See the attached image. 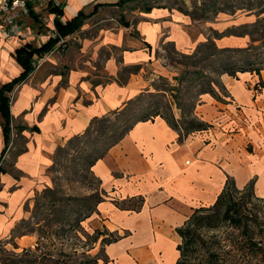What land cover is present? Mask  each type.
I'll return each mask as SVG.
<instances>
[{"label": "crops", "instance_id": "0c3cea01", "mask_svg": "<svg viewBox=\"0 0 264 264\" xmlns=\"http://www.w3.org/2000/svg\"><path fill=\"white\" fill-rule=\"evenodd\" d=\"M119 1L44 0L30 8L37 21L24 17L18 36L0 32L1 87L23 71L16 49L39 48L59 37L49 4L62 9V23L78 12L89 15L75 32L59 37L64 43L33 55L32 71L7 93L10 139L2 155L0 116V244L11 246L13 254L35 245V235L19 231L48 187L56 150L92 119L156 93L159 80H176L179 70L167 63V47L188 55L210 40L218 48L250 43L247 35L227 33L232 28H220L219 21L209 25L193 17L186 0L181 9L167 0ZM128 11L130 18L118 19ZM252 17L249 12L232 26ZM219 81L221 98L203 93L194 108L206 129L180 140L159 116L141 121L91 167L102 197L97 212L118 237L104 245L109 264H175L176 229L195 208L212 205L228 179L238 189L252 182L255 195L264 197V70L222 74ZM171 110L179 119L180 111ZM135 200L137 206H127Z\"/></svg>", "mask_w": 264, "mask_h": 264}, {"label": "rangeland", "instance_id": "374dc122", "mask_svg": "<svg viewBox=\"0 0 264 264\" xmlns=\"http://www.w3.org/2000/svg\"><path fill=\"white\" fill-rule=\"evenodd\" d=\"M186 1L191 8L193 17L205 19L209 25L219 21L221 23L219 24L220 28L229 26L232 28L228 29L231 32L247 33L249 41L261 39L254 42L256 45L264 41V0ZM165 2L177 5L180 9L182 6H187V4L180 5L181 0H167ZM35 4L37 5V3ZM138 5L139 3H136L131 7ZM249 12L253 13V17L247 24L238 27L232 26L240 24L243 21V16ZM126 15H120L118 19L130 18L129 11ZM167 48V63L177 68L180 73L184 72L185 74L183 77L181 76L180 82L173 79L172 81L159 80L157 82L156 87L166 91L156 92L162 94L155 93L152 96H159L161 99L159 103L163 107L161 112L165 115H169L170 102L172 103L170 104L171 109L176 107L172 95L177 91H181V94H176L178 101H180L184 97L189 98L196 95L199 89L203 86L206 87L207 79L204 77H209L214 81L218 80V77L212 74L210 70L216 67L217 62L224 56H215V59L208 58L205 61H199L194 67H185L183 64L186 61L181 55L174 53L169 47ZM205 64H209L206 69H204ZM194 69L200 71L201 74L198 76L192 74ZM172 86L176 89L174 94L169 91ZM187 92L188 94H186ZM152 98L154 99L148 94L143 95L141 101L135 103L134 109L139 112L143 108L153 106ZM197 98H195V102L198 100ZM191 99L182 102V104L187 106ZM100 131V126H96L90 137L81 138L80 142H74V144L66 142L61 147L62 149L56 150L52 165L46 174L48 187H45L36 196L31 218L19 231L31 232L35 235V245L28 249L30 250L28 256H22L24 251L13 254L11 246L6 245L7 249H3V245L0 244V260L2 262L22 264L26 260H32L35 264H109L104 254V239H113L115 235H109L106 232L103 219L98 214L97 209L87 215L88 208L94 207L96 199L101 197L100 184L87 166V160L93 155L94 150L97 147L101 150ZM233 201L245 208L244 211L248 215L247 229L253 241H259L264 246V197H257L253 187L248 186L242 194H236ZM130 203H126L127 206H135L137 201ZM215 223L220 226L213 231L202 234L205 244L225 239L227 242L230 241L228 243L233 240L234 245L243 246L239 242L240 229L226 223L219 224V217H216ZM201 250L202 247L200 246H197L195 250L192 249V252L194 251L192 259ZM19 256L22 258L19 259ZM192 259L191 263H193ZM260 259L261 257L258 256V259H254L252 264H264Z\"/></svg>", "mask_w": 264, "mask_h": 264}, {"label": "trees", "instance_id": "16d2710c", "mask_svg": "<svg viewBox=\"0 0 264 264\" xmlns=\"http://www.w3.org/2000/svg\"><path fill=\"white\" fill-rule=\"evenodd\" d=\"M134 1L139 0H120L119 3L126 4ZM48 11L55 14L54 27L55 32L59 37H65L75 32L80 28L83 20L89 16L85 15L83 12H78L76 17L62 23L59 19V17L63 15L62 9L49 4ZM29 14L34 21H37V15H35L32 10H30ZM229 32L231 31H228L227 33ZM233 33L248 36L247 33H238L235 31H233ZM59 37L50 38L39 48H34L29 44H26L16 49L14 52V57L17 63L22 67L23 71L18 77L0 87V116L2 118L1 127L4 140V149L1 155L4 153L10 139V114L7 93L12 90L14 85L22 82L32 71V56L35 54L42 55L48 52L57 43ZM259 40L261 39H251L250 43L245 47L227 48H218L216 44L210 40L198 46L193 53L181 55L186 61V63L183 64L185 67H194L199 61H205L208 58L215 59V56H224L223 59L217 62V66L210 70L212 74L218 77V80L214 81L209 77H204L207 79V86H203L199 89L196 95H192L189 98L184 97L178 101L176 94H181V91H177L174 94V90H176L174 89L175 87L172 86L169 88L171 94H174L172 95L174 105L181 113L179 119H175L172 113L171 102L169 103V115H165L161 112V109H163L162 105L159 103V100L161 101V99L159 96H152L155 93L148 94L150 97H154V99H151L153 100V106L143 108L137 112V110L134 109L135 103H139L143 97V95H138L126 102L122 108L113 110L102 117L92 119L82 134L70 138L67 142L69 144H74V142L78 143L81 138L90 137L96 126H100L101 131L99 134V140L101 143V150L97 147L94 150L93 155L88 158L87 166L91 169L94 163L101 159L106 152L112 146L116 145L138 122L152 120L159 116L172 128L178 130L180 140L192 132L206 129L208 124L201 121L194 113V108L197 102H195V98L203 93H209L214 96V98L220 99L221 96L218 92H223L224 89L219 81V76L222 74H227L231 77H236L238 73L242 72H250L259 75L260 71L264 70V41H261L258 45L254 43ZM196 59H198V61H196ZM204 67V69L208 68L209 64H205ZM192 72L195 76L201 74L197 69H194ZM181 73L179 72L178 76L175 77L179 82L182 79L181 76L183 77L185 74L184 72ZM155 90L160 92L164 89L156 87ZM186 94H188V92ZM183 95L185 96V94ZM190 98H192L191 102L188 103L187 106L182 104V102L188 101ZM60 149L62 148H58V150ZM248 186L253 187V183L250 182L242 190H239L234 185V182L231 179H228L212 205L207 207L201 206L193 210L192 214L187 218L183 225L176 229V233L180 238V243L176 247L179 251V257L175 264H252L254 259H258V256H260V260L264 262V246L259 241H253L252 237L249 235L247 229L248 215L244 211L245 208L243 205H237V202L233 201L235 195L242 194ZM101 201V197L96 199L93 205L94 207L88 208L87 215L93 213ZM134 207L135 206L132 208ZM216 217H219V224L226 223L236 229H240L239 242L243 244V246L239 247L238 245H234L233 240L231 243H228L230 241L227 242L225 239L212 241L210 243L207 242L205 244L202 234L213 231L220 226L218 223H215ZM105 230L109 235H112V233L108 232L106 228ZM117 238L118 237L115 236L113 239H104V245L116 241ZM197 246L202 247V250L192 259V254L194 253V251L192 252V249L195 250ZM29 252L30 250H24L22 256H28L30 254ZM22 256H19L18 258L21 259ZM191 259L193 263H191ZM2 264L6 263L2 262ZM22 264H35V262L32 260H26Z\"/></svg>", "mask_w": 264, "mask_h": 264}, {"label": "built area", "instance_id": "2783aa9c", "mask_svg": "<svg viewBox=\"0 0 264 264\" xmlns=\"http://www.w3.org/2000/svg\"><path fill=\"white\" fill-rule=\"evenodd\" d=\"M44 0H0V32L4 35L18 36L24 17L29 14L30 8ZM64 39H59V44Z\"/></svg>", "mask_w": 264, "mask_h": 264}]
</instances>
